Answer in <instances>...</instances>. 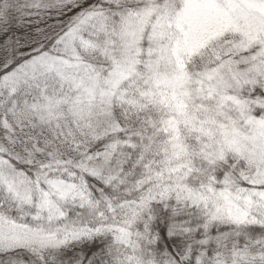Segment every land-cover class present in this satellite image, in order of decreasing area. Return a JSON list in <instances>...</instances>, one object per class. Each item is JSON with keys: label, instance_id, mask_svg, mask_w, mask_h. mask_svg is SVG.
<instances>
[{"label": "snow or ice", "instance_id": "6c2138e0", "mask_svg": "<svg viewBox=\"0 0 264 264\" xmlns=\"http://www.w3.org/2000/svg\"><path fill=\"white\" fill-rule=\"evenodd\" d=\"M0 264H264V0H0Z\"/></svg>", "mask_w": 264, "mask_h": 264}]
</instances>
